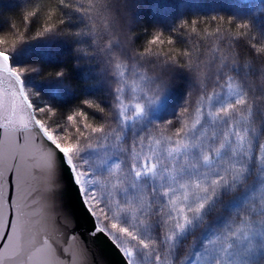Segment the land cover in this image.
Returning <instances> with one entry per match:
<instances>
[{"label":"snow or ice","instance_id":"obj_1","mask_svg":"<svg viewBox=\"0 0 264 264\" xmlns=\"http://www.w3.org/2000/svg\"><path fill=\"white\" fill-rule=\"evenodd\" d=\"M86 2L87 8L78 6L75 11L92 23L90 28L64 32V20L56 23L54 13H49L46 23L50 26L34 39L87 36L96 44L101 29L95 20L103 18L108 43L99 47V53L114 78L110 110L85 99L83 108H73L64 116L66 123L53 128L38 114L51 117L57 110L34 104L31 89L24 84L25 75L39 69L12 67L11 54L22 40L0 37V264H62L47 239L39 248L25 243V233L40 224L32 219L35 190L26 188L37 176L43 182L42 199L51 226L58 228L61 221L74 224L78 202L92 218L89 236L95 240L102 234L119 254L120 264H253V255L264 257V126H254L246 89L225 74L226 79L218 76L209 90L202 62L194 52L171 47L174 39L157 31L138 56L154 55L164 64L185 70L199 91L189 87L174 116L147 121L150 110L162 108L166 83L139 71L136 60L129 63L113 50L117 41L110 30L107 5L103 0ZM60 3L68 7L65 0ZM259 11L264 12V6ZM34 15L28 12L25 22ZM219 19L216 30L203 31L213 38L210 55L215 58L219 53L222 69L237 61L218 42L248 37L250 25L233 24L228 18L231 27L225 28L224 18ZM197 26V20L179 25L199 35ZM248 42L254 56L264 58V37L259 45ZM165 45L170 46L167 51ZM65 74L60 70L48 76L62 80ZM84 108L100 113L103 120L93 123ZM137 125L143 126L129 144V133ZM249 177H254L251 185ZM241 191V196L221 206L228 217L209 220L225 195ZM43 227H48L47 221ZM198 228H203L200 237L181 256L184 242ZM126 237L136 241L135 251L125 246ZM72 254L79 264H104L102 257L93 256L83 237Z\"/></svg>","mask_w":264,"mask_h":264},{"label":"trees","instance_id":"obj_2","mask_svg":"<svg viewBox=\"0 0 264 264\" xmlns=\"http://www.w3.org/2000/svg\"><path fill=\"white\" fill-rule=\"evenodd\" d=\"M65 2L68 4L67 8L61 5L60 0H0V37L22 40L11 54L10 63L12 67L33 66L39 69L38 72L26 74L24 84L31 89V95L39 106L49 105L57 110V114L51 117L38 114L54 127L64 125V116L73 108H83L81 101L85 99L95 101L106 111L110 110L114 91V78L109 74V69L105 67L106 61L99 53V47L108 43V37L102 32L103 18L97 17L95 20L101 29L96 44L87 36L73 38L57 34L34 39L45 26H50L46 23L49 13H54L53 20L56 23L60 18L64 20L61 26L64 32L76 33L92 26L84 15L75 11L78 6L87 8L86 0ZM103 3L107 5L110 30L117 41L113 50L120 56L127 57L129 63L136 60L139 71L166 83L167 109L163 119L175 115L184 103L189 87H195L197 91L199 89L185 70L164 64L154 55L138 56L139 52L145 50L147 40L157 31L174 39L171 47L194 52L197 60L202 62L209 90L218 76L221 80L226 79L225 74L235 77L249 95L254 126L257 129L264 126V80L261 79L264 75V58L255 57L248 42L251 39L259 45L264 37V12L259 11L264 6V0H103ZM30 11L36 15L25 22V16ZM213 16L217 17V21L212 20ZM221 17L224 18L225 28L231 27L226 23L228 18L233 19V24L246 22L250 25L248 37L218 42L237 61L236 65L229 62L222 69L219 67V53L215 54V58L210 55L214 46L213 38L207 37L203 31L216 30ZM192 20L198 21L199 35L179 27L182 22ZM164 47L167 51L170 46ZM246 63L249 64L248 68L244 67ZM60 70L66 73L62 80L48 76L49 73ZM57 90L59 95L55 94ZM192 104H195L194 98ZM83 110L94 119L93 123L104 118L91 109ZM132 134L133 131H130L129 144ZM263 141L264 137H261V142ZM221 206L222 204L215 207L214 214ZM190 242V239L184 242L180 249L181 256Z\"/></svg>","mask_w":264,"mask_h":264},{"label":"water","instance_id":"obj_3","mask_svg":"<svg viewBox=\"0 0 264 264\" xmlns=\"http://www.w3.org/2000/svg\"><path fill=\"white\" fill-rule=\"evenodd\" d=\"M11 64V63H10ZM12 66V65H11ZM27 161L22 165L23 168L27 166ZM28 191L35 190V203L32 204V211L35 213L32 217L34 221H39L37 229L32 233H25V243L28 247L39 248L45 239L55 247L57 254L62 261V264H79L78 259L73 257V250L80 245L81 237L93 256L97 259L103 258L104 264H120V256L117 251L110 246L106 238L101 236L93 240L89 236V230L94 226L91 223L92 218L87 216L78 202L75 207L78 212V219L74 224H65L60 222L58 228L51 226V217L46 216V208L43 204V182L37 176L36 179H30L29 184L26 186ZM73 200L75 201V193H73ZM45 221L48 222V227H43ZM75 233V234H73Z\"/></svg>","mask_w":264,"mask_h":264},{"label":"rangeland","instance_id":"obj_4","mask_svg":"<svg viewBox=\"0 0 264 264\" xmlns=\"http://www.w3.org/2000/svg\"><path fill=\"white\" fill-rule=\"evenodd\" d=\"M28 88V87H27ZM29 96H31V100H32V102L34 103V104H37V105H39L34 99H33V97H32V95H31V91H29ZM166 109H167V99H166V97H165V99H164V102H163V106H162V108H160V109H158V110H150L149 111V114H148V117H147V121H151V120H153V119H163L164 118V114H165V111H166ZM41 119H43V118H41ZM43 120H45V119H43ZM146 121V122H147ZM53 128H55L53 125H51ZM61 126H63V125H61ZM143 125H137V128L136 129H134V130H132L133 131V134H132V139L135 137V135L138 133V131H139V127H142ZM264 142V141H263ZM253 179H254V177H249V180H248V185H251L252 184V182H253ZM244 187H247V185H245V186H242V190H243V188ZM242 195V191L241 192H237V193H234V194H230V195H225L224 197H227V199H222L218 204H217V207L219 206V205H227L228 204V202L229 201H233L234 199H235V197H239V196H241ZM223 197V198H224ZM214 211H215V208L212 210V215L209 217V220L210 221H212V220H215L216 218H226V217H228L229 216V214L226 212V211H223L222 209H218V212L216 213V214H214ZM101 219L103 220V216H102V214H101ZM157 219H159V217H157ZM105 223H107V221H104ZM203 231V228H198V229H195L194 230V232L192 233V235H189L188 236V238H187V240L186 241H188V239H190V243H189V245H192L193 244V242L195 241V240H197L199 237H200V234H201V232ZM189 237H192V238H189ZM125 239V246L126 247H130V248H132V250L133 251H135V247H137L138 245L136 244V241H132V240H130L129 238H124ZM188 245V246H189ZM188 246H187V248H186V250L184 251V253L188 250ZM184 255V254H183ZM182 255V256H183ZM251 260L253 261V264H262V262H264V257H262V256H260V255H253L252 257H251Z\"/></svg>","mask_w":264,"mask_h":264}]
</instances>
